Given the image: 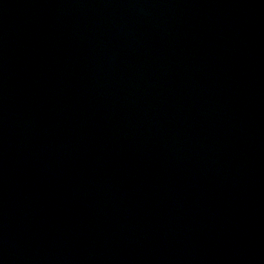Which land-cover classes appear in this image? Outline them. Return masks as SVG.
Instances as JSON below:
<instances>
[{"label": "water", "instance_id": "1", "mask_svg": "<svg viewBox=\"0 0 264 264\" xmlns=\"http://www.w3.org/2000/svg\"><path fill=\"white\" fill-rule=\"evenodd\" d=\"M0 264H264V0H0Z\"/></svg>", "mask_w": 264, "mask_h": 264}]
</instances>
